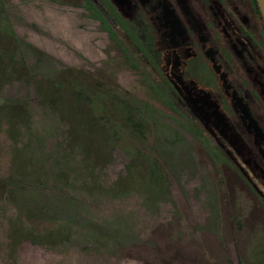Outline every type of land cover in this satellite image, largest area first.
I'll return each instance as SVG.
<instances>
[{"label":"rangeland","instance_id":"374dc122","mask_svg":"<svg viewBox=\"0 0 264 264\" xmlns=\"http://www.w3.org/2000/svg\"><path fill=\"white\" fill-rule=\"evenodd\" d=\"M4 2L0 264H264L247 187L181 95L169 104L140 63L106 75L118 51L83 9ZM141 3L157 44L183 42L168 7Z\"/></svg>","mask_w":264,"mask_h":264},{"label":"flooded vegetation","instance_id":"af4514ba","mask_svg":"<svg viewBox=\"0 0 264 264\" xmlns=\"http://www.w3.org/2000/svg\"><path fill=\"white\" fill-rule=\"evenodd\" d=\"M34 1L63 11L83 9L119 52L117 56L118 52L103 58L106 75L114 78L119 69L118 59L125 60L135 70H139L140 63L149 81L162 90L169 104L179 101L168 79L173 76L172 57L184 56L183 78L210 91L240 137L236 140L223 131L221 135L216 128L218 139L207 133L247 187L245 227H264V219L252 223L248 220L253 208L264 214V22L256 0H148L171 10L183 33V42L176 46H171L170 41L164 46L157 44L156 31L141 0H129L134 4L133 13L119 8L115 0H80V5L60 0ZM4 3L0 0V21L7 22L12 12L5 11ZM204 55L211 57L215 73ZM262 252L264 256V249Z\"/></svg>","mask_w":264,"mask_h":264},{"label":"water","instance_id":"95a60500","mask_svg":"<svg viewBox=\"0 0 264 264\" xmlns=\"http://www.w3.org/2000/svg\"><path fill=\"white\" fill-rule=\"evenodd\" d=\"M256 3L264 22V0H256ZM210 67L212 70H215L213 65H210ZM168 79L185 100L201 128L214 137V139L216 128L221 135H223V131L227 136H232L238 140L236 133L232 131L229 120L219 109L210 91L198 86L193 81H185L176 75H173L172 78L168 77Z\"/></svg>","mask_w":264,"mask_h":264}]
</instances>
